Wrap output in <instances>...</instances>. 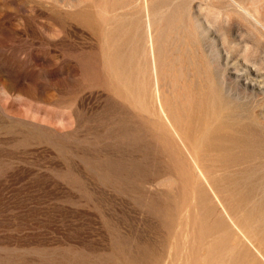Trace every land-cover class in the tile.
<instances>
[{"label": "rangeland", "instance_id": "obj_1", "mask_svg": "<svg viewBox=\"0 0 264 264\" xmlns=\"http://www.w3.org/2000/svg\"><path fill=\"white\" fill-rule=\"evenodd\" d=\"M262 171L264 0H0V264H264Z\"/></svg>", "mask_w": 264, "mask_h": 264}, {"label": "bare ground", "instance_id": "obj_2", "mask_svg": "<svg viewBox=\"0 0 264 264\" xmlns=\"http://www.w3.org/2000/svg\"><path fill=\"white\" fill-rule=\"evenodd\" d=\"M149 21H150V20H149ZM130 22H131V21H130ZM148 23H149V22H148ZM149 28H151V27H149ZM149 33H150V32H149ZM150 34H151V33H150ZM149 36H150V35H149ZM150 42H151V41H150ZM151 43H152V42H151ZM151 43H150V44H151ZM151 45H152V44H151ZM152 57H153V56H152ZM152 60H153V59H152ZM221 84H222V83H221ZM170 91H172V90H170ZM154 93H155V92H154ZM188 95H189V94H188ZM162 96H163V95H162ZM160 97H161V96H160ZM159 105H161V104H159ZM161 110H162V109H161ZM163 114H164V113H163ZM164 117H165V116H164ZM169 117H170V116H169ZM169 117H168V118H169ZM170 119H171V118H170ZM167 120H168V119H167ZM209 120H210V119H209ZM169 123H170V122H169ZM173 124H174V123H173ZM172 126H173V125H172ZM182 126H183V125H182ZM169 128H170V127H169ZM175 128H176V127H175ZM216 128H217V127H216ZM218 128H220V127L218 126ZM173 130H174V129H173ZM218 131H219V130H218ZM221 131H222V130H221ZM237 132H238V131H237ZM175 133H176V132H175ZM216 133H217V132H216ZM243 133H244V132H243ZM198 135H199V134H198ZM220 135H221V134H220ZM184 136H185V135H184ZM172 137H173V136H172ZM209 137H210V136H209ZM244 137H245V136H244ZM178 138H179V136H178ZM257 139H258V138H257ZM161 140H162V138H161ZM175 140H176V138H175ZM223 140H224V139H223ZM260 140H261V139H260ZM177 141H178V140H176V142H177ZM179 141L181 142L180 139H179ZM204 141H206V140H204ZM221 141H222V140H221ZM172 142H173V141H172ZM187 142H188V141H187ZM225 142H226V141H225ZM225 142H223V143H225ZM237 142H238V141H236V143H237ZM243 142H245V141H243ZM243 142H241V143H243ZM200 143H201V142H200ZM213 143H214V142H213ZM221 143H222V142H221ZM255 143H256V142H255ZM178 144H179V143H178ZM190 144H191V143H190ZM216 144H217V143H216ZM256 144H257V143H256ZM182 145H183V144H182ZM201 145H202V144H201ZM176 146H177V145H176ZM180 146H181V145H180ZM226 146H227V145H226ZM250 146H251V145H250ZM159 147H160V146H159ZM169 147H170V146H169ZM177 147H178V146H177ZM183 147H184V146H183ZM192 147H193V146H192ZM213 147H214V146H213ZM193 148H194V147H193ZM191 149H192V148H191ZM214 149H215V147H214ZM175 150H177V149H175ZM175 150H174V151H175ZM185 150H186V148H185ZM189 150H190V149H189ZM229 150H230V149H229ZM231 150H232V149H231ZM259 150H260V149H259ZM174 151H173V154H175ZM175 152H176V151H175ZM177 152H178V151H177ZM186 152H187V150H186ZM190 152H191V151H190ZM237 152H238V151H237ZM252 152H253V151H252ZM168 153H169V152H168ZM191 153H192V152H191ZM204 153H205V151H204ZM246 153H247V152H246ZM246 153H245V154H246ZM254 153H255V152H254ZM170 154H171V153H170ZM184 154H185V153H184ZM188 154H189V152H188ZM226 154H227V153H226ZM252 154H253V153H252ZM255 154H257V153H255ZM181 155H182V153H181ZM185 155H186V154H185ZM192 155H193V154H192ZM207 155H208V154H207ZM211 155H212V154H211ZM239 155H240V154H239ZM175 156H176V155H175ZM178 156H179V155H178ZM189 156H190V155H189ZM194 156H195V155H194ZM254 156H255V155H254ZM192 157H193V156H192ZM236 157H237V156H236ZM257 157H258V156H257ZM171 158H172V157H171ZM171 158H170V159H171ZM197 158H198V156H197ZM206 158H207V157H206ZM237 158H238V157H237ZM173 159H175V158H173ZM183 159H185V158H183ZM193 159H194V158H193ZM222 159H223V158H222ZM222 159H221V160H222ZM231 159H232V158H231ZM208 160H209V158H208ZM235 160H236V158H235ZM171 161H172V160H171ZM193 161H194V160H193ZM195 161H197V160H195ZM232 161H233V160H232ZM210 162H211V160H210ZM217 162H219V161H217ZM172 163H173V162H172ZM186 163H187V162H186ZM197 163H198V162H197ZM213 163H214V162H213ZM222 163H223V162H222ZM222 163H221V164H222ZM232 163H233V162H232ZM175 164H177V163H175ZM187 164H188V163H187ZM215 164H216V163H215ZM218 164H219V163H218ZM218 164H216V165H218ZM227 164H228V163H227ZM237 164H238V163H237ZM172 165H173V164H172ZM207 165H208V164H207ZM209 165H210V168H211V164H210V163H209ZM209 165H208V166H209ZM239 165H240V164H239ZM178 166H179V165H178ZM180 166H181V165H180ZM186 166H187V165H186ZM212 166H213V164H212ZM214 166H215V165H214ZM175 167H176V166H175ZM173 168H174V167H173ZM176 168H177V167H176ZM180 168H182V167H180ZM197 168H199V167H197ZM207 168H209V167H207ZM210 168H209V169H210ZM225 168H226V167H225ZM231 168H232V167H231ZM231 168H230V169H231ZM255 168H256V167H255ZM232 169H233V168H232ZM245 169H246V168H245ZM175 170H176V169H175ZM177 170H178V169H177ZM213 170H214V169H213ZM213 170H210V171H213ZM219 170H220V169H219ZM226 170H228V169H226ZM180 171H181V170H180ZM198 171H199V170H198ZM203 171H204V170H203ZM234 171H236V170H234ZM258 171H259V170H258ZM258 171H257V174H260V172L258 173ZM260 171H261V170H260ZM200 172H201V169H200ZM200 172H196V173H200ZM207 172H209L208 169H207ZM215 172H217V170H216ZM220 172H221V171H220ZM220 172H219V173H220ZM222 172H223V171H222ZM222 172H221V173H222ZM228 172H229V171H228ZM230 172H231V171H230ZM248 172H249V170H248ZM248 172L245 171V173H247V175H248ZM262 172H264V171H262ZM262 172H261V173H262ZM175 173H176V172H175ZM175 173H174V174H175ZM212 173H213V172H212ZM221 173H220V174H221ZM232 173H233V171H232ZM236 173H237V172H236ZM181 174H182V173H181ZM201 174H202V173H201ZM229 174H230V173H229ZM187 175H188V174H187ZM197 175H198V174H197ZM170 176H171V175H170ZM179 176H180V174H179ZM188 176H189V175H188ZM204 176H205V175H204ZM204 176H203V177H204ZM207 176H208V174H207ZM230 176H231V175H230ZM237 176H238V175H237ZM209 177H210V176H209ZM239 177H240V176H239ZM251 177H252V176H251ZM143 178H144V177H143ZM175 178H176V175H175ZM188 178H189V177H188ZM205 178H207V177H205ZM216 178H217V177H216ZM220 178H221V177H220ZM196 179H198V178H196ZM200 179H201V178H200ZM227 179H228V178H227ZM244 179H246V178H244ZM144 180H145V179H144ZM210 180H211V179L209 178V181H210ZM247 180L249 181V179H247ZM261 180H262V179H261ZM176 181H177V180H176ZM188 181H189V179H188ZM190 181H191V180H190ZM193 181H194V180H193ZM197 181H198V180H197ZM250 181H251V180H250ZM259 181H260V180H259ZM143 182H144V181H143ZM177 182H178V181H177ZM210 182H211V181H210ZM215 182H216V181H215ZM220 182H222V181H220ZM254 182H256L255 179H254ZM186 183H187V182H186ZM203 183H204V181H203ZM206 183H207V182H206ZM230 183H231V182H230ZM246 183H247V182H246ZM252 183H253V182H252ZM257 183H258V182H257ZM194 184H195V183H194ZM197 184H198V183H197ZM199 184H200V183H199ZM210 184H211V183H210ZM220 184H221V183H220ZM249 184H250V183H249ZM223 185H224V184H223ZM195 186H196V185H195ZM209 186H210V185H209ZM230 186H231V185H230ZM248 186H249V185H248ZM252 186H253V185H252ZM256 186H258V185H256ZM261 186H264V185H261ZM141 187H142V186H141ZM176 187H177V186H176ZM176 187H174V189H175ZM197 187L200 188V186H197ZM206 187H207V186H206ZM226 187H227V186H226ZM226 187H224V188H226ZM233 187H235V186H233ZM258 187H259V186H258ZM172 188H173V187H172ZM178 188H179V187H178ZM141 189H142V188H141ZM210 189H212V186H211ZM228 189H229V188H228ZM194 190H195V189H194ZM139 191H140V190H139ZM186 191H187V190H186ZM200 191H201V189H200ZM212 191H213V190H212ZM228 191H229V190H228ZM228 191H225V192H228ZM152 192H153V191H152ZM172 192H174V191H172ZM179 192H180V191H179ZM181 192H182V191H181ZM184 192H185V191H184ZM140 193H141V192H140ZM177 194H178V192H177ZM177 194H176V195H177ZM179 194H180V193H179ZM184 194H185V193H184ZM214 194H215V192H214ZM234 194H235V192H234ZM262 194H264V193H262ZM262 194H261V195H262ZM191 195H192V191H191ZM200 195H201V194H200ZM218 195H219V194H218ZM225 195H226V193H225ZM154 196H155V195H154ZM227 196H228V195H227ZM235 196H236V195H235ZM172 197H173V196H172ZM180 197H181V196H180ZM191 197H192V196H191ZM193 197H195V195H193ZM213 197H214V196H213ZM141 198H142V197H141ZM175 198H176V197H175ZM184 198H185V197H184ZM220 198H221V197H220ZM225 198H226V197H225ZM151 199H152V198H151ZM243 199H244V198H243ZM246 199H248V198H246ZM190 200H191V199H190ZM179 201H181V200H179ZM237 201H239V200H237ZM252 201H253V200H252ZM256 201H257V200H256ZM154 202H155V200H154ZM162 202H163V200H162ZM176 202H178V201L176 200ZM185 202H186V200H185ZM185 202H184V203H185ZM224 202H225V201H224ZM228 202H229V201H228ZM230 202H232V201H230ZM149 203H150V202H148L147 204H149ZM179 203H181V202H179ZM186 203H187V202H186ZM186 203H185V204H186ZM194 203H195V202H194ZM225 203H226V202H225ZM234 203H235V202H234ZM257 203H258V201H257ZM140 204H141V203H140ZM144 204H145V202H144ZM160 204H161V203H160ZM217 204L220 205L218 202H217ZM226 204H227V203H226ZM242 204H244V203H242ZM262 204H264V203H262ZM168 205H169V204H168ZM187 205H188V204H187ZM199 205H200V204H199ZM159 206H160V205H159ZM184 206H185V205H184ZM227 206H228V205H227ZM257 206H258V205H257ZM177 207H178V206H177ZM180 207H181V206H179V208H180ZM186 207H187V206H186ZM186 207H185V208H186ZM219 207H220V206H219ZM253 207H254V206H253ZM147 208H148V207H147ZM150 208H151V207H150ZM183 208H184V207H183ZM191 208H192V207H191ZM227 208H228V207H227ZM243 208H244V207H243ZM175 209H176V208H175ZM220 209H221V208H220ZM222 209H223V207H222ZM245 209H246V208H245ZM250 209H251V208H250ZM252 209H253V208H252ZM147 210H148V209H147ZM152 210H154V212H155V208L153 209V207H152ZM255 210H256V209H255ZM255 210H254V211H255ZM173 211H174V210H173ZM167 212H168V210H167ZM176 212H177V211H176ZM193 212H194V210H193ZM249 212H250V211H249ZM249 212H248V214H249ZM251 212H253V211H251ZM258 212H259V211H258ZM174 213H175V212H174ZM186 213L188 214V212H186ZM160 214H161V213H160ZM175 214H176V213H175ZM184 214H185V213H184ZM223 214H225V213H223ZM256 214H257V213H256ZM166 215H167V214H166ZM188 215H189V214H188ZM226 215H227V214H226ZM253 215L255 216V214H253ZM253 215H252V216H253ZM170 216H171V215H170ZM175 216H176V215H175ZM175 216H174V218H175ZM177 216H178V214H177ZM191 216H192V215H191ZM246 216H247V215H246ZM249 216H250V215H249ZM257 216H258V215H257ZM194 217H195V216H194ZM226 217H227V216H226ZM239 217H240V216H239ZM244 217H245V216H244ZM157 218H158V217H157ZM202 218H203V217H202ZM254 218H255V217H254ZM259 218H260V217H259ZM176 219H177V218H176ZM182 219H183V218H182ZM190 219H192V218H190ZM195 219H197V217H196ZM215 219H216V218H215ZM250 219H252V218H249L248 220H250ZM204 220H205V219H204ZM207 220H208V219H207ZM243 220H244V219H243ZM183 221H184V220H183ZM183 221H182V222H183ZM205 221H206V220H205ZM256 221H257V220H256ZM206 222H208V221H206ZM245 222H246V221H245ZM262 222H264V221H262ZM262 222H261V223H262ZM187 223H188V222H187ZM210 223H211V222H210ZM218 223H219V222H218ZM249 223H250V222H249ZM254 223H255V222H254ZM261 223H259V224H261ZM179 224H180V223H179ZM202 224L205 225V223H202ZM206 224H209V222L206 223ZM213 224H214V222H213ZM215 224H216V223H215ZM245 224H246V223H245ZM262 224H264V223H262ZM188 225H190V224H188ZM210 225H211V224H210ZM224 225H225V224H222V223H221V225H219V226H222V228H225ZM252 225H253V224H252ZM208 226H209V225H208ZM211 226H212V225H211ZM214 226H215V225H214ZM262 226H264V225H262ZM212 227H213V226H212ZM216 227H217V226H215V228H216ZM259 227H260V226H259ZM259 227H258V228H259ZM203 228H204V227H203ZM206 228H207V227H206ZM227 228H228V227H227ZM236 228H237V227H236ZM258 228H257V229H258ZM204 229H205V228H204ZM217 229H219V228H217ZM246 229H247V228H246ZM253 229H254V228H253ZM257 229H256V230H257ZM238 230H239V229H238ZM241 230H242V229H241ZM207 231H208V228H207ZM243 231H244V229H243ZM245 231H246V230H245ZM245 231H244V233H245ZM258 231H259V230H258ZM176 232H178V231H176ZM193 232H194V231H193ZM197 232H198V231H197ZM197 232H196V230H195V234H196ZM204 232H205V231H204ZM209 232H210V231H209ZM216 232H217V231H216ZM221 232H222V231H221ZM232 232H233V231H232ZM250 232H251V231H250ZM259 232H260V231H259ZM206 233H208V232H206ZM206 233H205V234H206ZM212 233H213V232H212ZM217 233L219 234V231H218ZM248 233H249V232H248ZM256 233H257V232H256ZM169 234H170V233H169ZM200 234H201V233H200ZM203 234H204V233H202V235H203ZM208 234H209V233H208ZM208 234H207V236H208ZM245 234H246V233H245ZM254 234H255V233H254ZM254 234H253V235H254ZM257 234H259V233H257ZM167 235H168V233H167ZM175 235H176V234H175ZM210 235H211V234H210ZM246 235H247V234H246ZM249 235H251V234H248L247 236L249 237ZM197 236H199V235H197ZM218 236H220V235H218ZM218 236H217V238H218ZM254 236H255V235H254ZM259 236H260V235H259ZM208 237H209V236H208ZM212 237H213V239H212V241H213V240H214V236H212ZM252 237H253V236H252ZM257 237H258V236H257ZM170 238H171V237H170ZM174 238H175V237H174ZM197 238H200V237H197ZM201 238H202V236H201ZM201 238H200V239H201ZM204 238H206V237H204ZM204 238H202V239H204ZM209 238H210V237H209ZM220 238H221V237H220ZM171 239H172V238H171ZM248 239H249V238H248ZM172 240H173V239H172ZM174 240H175V239H174ZM190 240H191V239H190ZM217 240H219V239H217ZM203 241H204V240H203ZM206 241H207V239L205 240V242H206ZM262 241H264V240H262ZM190 242H191V241H190ZM193 242H194V241H193ZM205 242H204V244H205ZM207 242H209V240H208ZM201 243H202V242H201ZM211 243H218V242L213 241V242H211ZM219 243H223L221 239L219 240ZM224 243H225V242H224ZM228 243H229V242H228ZM175 244H176V242H175ZM204 244H203V245H204ZM209 244H210V242H209ZM173 245H174V244H173ZM201 245H202V244H201ZM205 245H206V244H205ZM205 245H204V247H205ZM207 245H208V244H207ZM207 245H206V247H207ZM212 245H214V244H212ZM212 245H210V247H212ZM146 246H147V245H146ZM194 246H195V245H194ZM221 246H222V245H221ZM221 246H220V248H221ZM138 247H140V245H139ZM196 247H197V246H196ZM210 247H208V248H210ZM223 247H224V246H223ZM118 248H119V247H118ZM208 248H207V249H208ZM214 248H215V247H214ZM225 248H226V247H224V250H225ZM119 249H120V248H119ZM145 249H146V248H145ZM207 249L205 248V251H207ZM212 249H213V248H211L210 253L214 252V250L212 251ZM198 250H200V248H199ZM208 250H209V249H208ZM144 251H146V250H144ZM216 251H219V250L216 249ZM216 251H215V252H216ZM118 252H119V251H118ZM138 252H139V251H138ZM142 252H143V251H142ZM208 252H209V251H208ZM222 252H224V251H222ZM116 253H117V251H116ZM205 253H206V252H205ZM210 253H209V254H210ZM217 253H218V252H217ZM217 253H216V254H217ZM140 254H141V253H140ZM218 254H219V253H218ZM220 254H221V253H220ZM214 255H215V254H214ZM138 256H139V255H138ZM138 256H137V257H138ZM195 256H196V255H195ZM206 256H207V254H206ZM210 256H212V254H211ZM215 256H216V255H215ZM215 256H214V257H215ZM222 256H223V254L221 255V257H222ZM153 257H154V256H153ZM153 257H152V258H153ZM219 257H220V256H219ZM196 258H197V257H196ZM198 258L200 259V257H198ZM198 258H197V259H198ZM204 258H205V257H204ZM204 258H201V259L203 260ZM206 258H207V257H206ZM211 258H213V257H211ZM223 258H224V257H222L220 260H223ZM136 259H137V258H136ZM136 259H135V260H136ZM215 259H216V258H215ZM218 259H219V258L217 257V261H218ZM209 261H210V259H209ZM115 262H116V260H115ZM117 262H118V261H117ZM138 262H139V261H138ZM140 262H141V261H140ZM203 262H204V261H203ZM207 262H208V261H207ZM207 262H206V263H207ZM210 262H213V261H210ZM220 262H221V261H220ZM204 263H205V262H204ZM216 263H218V262H216ZM216 263L214 262V264H216ZM222 263H223V262H222ZM119 264H120V263H119ZM207 264H208V263H207ZM218 264H219V263H218ZM220 264H221V263H220Z\"/></svg>", "mask_w": 264, "mask_h": 264}]
</instances>
